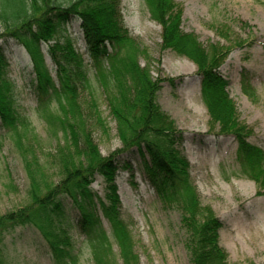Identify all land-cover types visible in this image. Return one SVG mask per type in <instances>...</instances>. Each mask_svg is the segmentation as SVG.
Listing matches in <instances>:
<instances>
[{
	"label": "rangeland",
	"instance_id": "obj_1",
	"mask_svg": "<svg viewBox=\"0 0 264 264\" xmlns=\"http://www.w3.org/2000/svg\"><path fill=\"white\" fill-rule=\"evenodd\" d=\"M151 2L107 0L124 38L115 52L133 56L137 76L148 77V89L157 88L161 110L182 134L175 148L189 163L202 205L220 222L219 246L229 264H264V189L242 173L235 138L221 135L220 124L212 123L200 76L215 48L225 46L218 71L229 83L239 120L252 130L248 141L264 150V0ZM77 3L33 0L29 11L55 15L54 7L83 8ZM1 10L0 34L10 24ZM167 19L176 23L178 36L193 37L184 42L188 52L167 45ZM34 32L41 36V29ZM84 36L74 18L46 41L12 39L0 48V108L21 118L9 130L0 125V218L61 188L56 202L35 219L3 222L0 264H58L56 252L60 264H127L125 255L133 257L130 264H192L182 212L160 199L142 170L143 152L146 159L150 154L144 146L125 149L142 81L126 68L127 60L115 68L113 60L98 63ZM69 53L82 77L71 94L61 91L62 60L53 59ZM43 76L58 92L50 89L40 100ZM111 156L117 166L113 180L97 173L65 189L72 168L84 170ZM110 186L117 188L118 203L110 198Z\"/></svg>",
	"mask_w": 264,
	"mask_h": 264
},
{
	"label": "trees",
	"instance_id": "obj_2",
	"mask_svg": "<svg viewBox=\"0 0 264 264\" xmlns=\"http://www.w3.org/2000/svg\"><path fill=\"white\" fill-rule=\"evenodd\" d=\"M0 1L2 17L10 23L6 26L5 31L0 34V48L12 39L27 40V38L32 37L46 41L49 37L55 36L57 28L61 29L63 24L78 18L81 21L85 38L90 44V50L98 63L100 60L103 62L113 60V68H115L118 61L127 60L129 62L126 68L131 67L135 72V77L140 78L142 92L136 101L130 137L127 141L125 140V149L136 145L141 150V146H144L150 154L149 158L146 159L142 148L144 157V161L141 163L142 170L156 189L160 199L166 205H175L182 212L183 228L187 232L192 264H229L227 253L219 246L218 229L220 222L209 207L202 205L196 187L191 180L189 163L175 148L177 141L182 139V134L176 128L177 126L171 117L161 110L155 98L157 88L152 85L148 89V77L143 79L137 76L136 68L129 61L134 60L133 56H122L120 51L115 52L119 44L124 42V38L119 34L117 23L114 22L112 16L115 8H109L107 0H78L77 4L83 8L69 6L56 9L58 7H54L53 11L55 10L56 13L53 15L48 10L41 13L38 11L31 13L29 6L32 5L33 0ZM148 1L150 4L151 0ZM171 1L167 0V4L170 5ZM154 2L155 0H152L151 3ZM155 6L158 5L155 4ZM155 11L161 12L159 8H156ZM175 27L176 23H171L167 19L166 32L169 33L172 40L167 45L177 48L176 50L181 54L188 52V46L184 42L187 37L191 36L184 34L178 36ZM35 29H41L40 37L35 34ZM223 47H216L212 59L201 69L202 98L212 118V123L220 124V134L232 135L235 138L237 142L236 160L242 173L254 180L262 190L264 189V150L248 141V137L252 135V130L239 120L235 103L227 92L229 83L218 71L221 59L226 52L225 46ZM107 48L113 49V52H109ZM68 55L60 60L57 56L53 59L55 63L62 60V64L58 66V73L60 72L62 75V81L60 77L61 91L71 94L78 80L82 77L70 59L71 53ZM3 59V53L0 51V62ZM43 77L46 80L42 81L41 79L37 89L40 100L45 99L50 89H53L55 94L58 92L53 81L47 76ZM243 89L246 95L252 97L251 86L244 81ZM20 119L18 113L12 115L0 108V125L6 130L14 126V123L17 124ZM78 142L77 138L74 144L78 145ZM113 157L95 159L88 163V168L84 167L85 171L81 168H72L66 174L65 189L71 187L72 181L93 177L97 173L104 175L108 180H113L114 171L117 167ZM60 190L61 188L58 186L46 194L37 195L28 207L1 216L0 227L4 226L5 220L28 222L35 219L42 210L48 208V205H53L56 202ZM109 191L110 198L113 197L111 199L118 203L116 186H110ZM36 192L38 191L36 190ZM58 205L56 206L58 207ZM84 216L85 214H83ZM83 229L85 233L88 232V226H83ZM56 254L58 264H60L58 253L56 252ZM72 258L70 259L72 260ZM124 260L130 264L133 257L125 255Z\"/></svg>",
	"mask_w": 264,
	"mask_h": 264
}]
</instances>
